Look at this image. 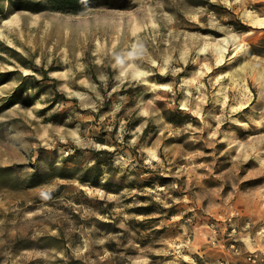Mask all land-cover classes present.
Wrapping results in <instances>:
<instances>
[{
	"label": "rangeland",
	"instance_id": "374dc122",
	"mask_svg": "<svg viewBox=\"0 0 264 264\" xmlns=\"http://www.w3.org/2000/svg\"><path fill=\"white\" fill-rule=\"evenodd\" d=\"M111 2L0 0V264H264V0Z\"/></svg>",
	"mask_w": 264,
	"mask_h": 264
},
{
	"label": "trees",
	"instance_id": "16d2710c",
	"mask_svg": "<svg viewBox=\"0 0 264 264\" xmlns=\"http://www.w3.org/2000/svg\"><path fill=\"white\" fill-rule=\"evenodd\" d=\"M56 4L55 6L59 9H67L73 12H79L88 6H94L91 4L93 0H53ZM100 4H113L112 0H97Z\"/></svg>",
	"mask_w": 264,
	"mask_h": 264
},
{
	"label": "bare ground",
	"instance_id": "6f19581e",
	"mask_svg": "<svg viewBox=\"0 0 264 264\" xmlns=\"http://www.w3.org/2000/svg\"><path fill=\"white\" fill-rule=\"evenodd\" d=\"M260 20H261V19H260ZM259 23H260V22H259ZM261 23H263L262 20H261ZM232 38H234V37H232ZM227 40H228V39H227ZM231 40H232V39H231ZM224 42H225V41H224ZM231 42H232V41H231ZM226 43H228V42H226ZM219 47H221V46H219ZM224 47H225V46H224ZM225 48H226V47H225ZM222 49H223V48H222ZM222 49H221V50H222ZM221 50H220V51H221ZM220 51H218V52H220ZM219 54H220V53H219ZM220 55H221V54H220Z\"/></svg>",
	"mask_w": 264,
	"mask_h": 264
},
{
	"label": "built area",
	"instance_id": "2783aa9c",
	"mask_svg": "<svg viewBox=\"0 0 264 264\" xmlns=\"http://www.w3.org/2000/svg\"><path fill=\"white\" fill-rule=\"evenodd\" d=\"M250 259H252L253 261H255V260H256V258H253V257H250Z\"/></svg>",
	"mask_w": 264,
	"mask_h": 264
}]
</instances>
